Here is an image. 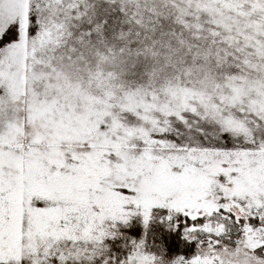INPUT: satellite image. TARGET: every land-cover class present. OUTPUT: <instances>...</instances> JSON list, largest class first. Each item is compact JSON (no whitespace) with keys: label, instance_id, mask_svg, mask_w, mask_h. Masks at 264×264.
<instances>
[{"label":"snow or ice","instance_id":"1","mask_svg":"<svg viewBox=\"0 0 264 264\" xmlns=\"http://www.w3.org/2000/svg\"><path fill=\"white\" fill-rule=\"evenodd\" d=\"M0 264H264V0H0Z\"/></svg>","mask_w":264,"mask_h":264}]
</instances>
